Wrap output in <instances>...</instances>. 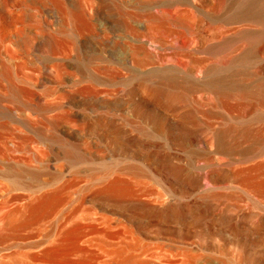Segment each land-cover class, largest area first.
I'll return each mask as SVG.
<instances>
[{
    "label": "rangeland",
    "instance_id": "obj_1",
    "mask_svg": "<svg viewBox=\"0 0 264 264\" xmlns=\"http://www.w3.org/2000/svg\"><path fill=\"white\" fill-rule=\"evenodd\" d=\"M85 1L91 2L85 10L91 24L85 23L79 33H74L69 24L60 31L56 5L46 0L30 7L35 21L20 19L4 34L8 48L0 52V180L8 178L10 168H17L56 177L53 179L77 173L82 185H87L115 167L111 172L125 170L156 192L162 188L152 174L159 171L167 176L168 169L179 164L185 170L182 178L189 182L186 190L202 175L222 187L208 190L210 197L190 189L193 195L176 199L178 208L169 203L168 212H149L132 204L128 213L146 217L143 229L201 242L209 255L216 247L218 231L231 239L242 237L245 249L264 264V171L253 176L257 194L256 188L254 194L238 189L233 174L264 161V108L233 95L240 90L255 91L264 83V41L259 42L261 52L237 47L219 51L221 44L241 38L233 34L236 25L225 22L224 0H195V13L177 17V21L162 19L164 30L154 35L157 37L142 34L139 40L117 30L124 25L119 11L128 19L137 9L141 13V7L149 9V2L136 6V0H82L83 7ZM65 3L74 8L78 0ZM90 4L94 11H90ZM128 20L146 32L143 15L141 20ZM23 26L31 29L27 32ZM140 42L145 44L137 54V58L146 59L142 67L130 58V45ZM243 56L246 59L239 69L247 77L237 79L234 74L238 67L232 64ZM194 66L210 70L217 83L230 92L221 95L229 101L223 100L230 106L229 112L218 107L214 91L202 87L203 74L192 71ZM159 74L174 77L167 86H178L185 92L173 108L148 96L160 83L166 87L167 81H159ZM142 78L147 85L144 97L151 101L148 111L139 107L142 95L136 87ZM237 102L242 104L231 111ZM221 129L229 133H225L229 146H218L215 134L223 132ZM67 150L79 152L82 159L72 163L65 155ZM138 169L145 172L136 174ZM43 230L33 239H39ZM237 254L229 245L222 255H211L208 261L239 264L234 258ZM146 258L156 260L150 255Z\"/></svg>",
    "mask_w": 264,
    "mask_h": 264
},
{
    "label": "bare ground",
    "instance_id": "obj_2",
    "mask_svg": "<svg viewBox=\"0 0 264 264\" xmlns=\"http://www.w3.org/2000/svg\"><path fill=\"white\" fill-rule=\"evenodd\" d=\"M43 1L46 0H0V52L7 47L4 34L20 19L29 22L35 21L36 16L30 11V7L43 3ZM49 1L56 5V16L61 23L60 31L69 24L74 33H79L85 23L91 24L86 15L87 5L91 3L90 1H85L83 7L82 0H78V4L74 8H69L65 0ZM207 1L211 2L212 0ZM148 2L154 11L150 8L146 9L148 7L144 5ZM224 3L227 5L225 22L236 25L232 29L233 34L241 35V38L221 44L219 51L227 47H237L249 52L255 48L261 52L259 42L264 41V0H224ZM90 5H92L90 11H94L93 4ZM136 6H144L141 7L142 12L140 13L137 9L136 12L130 13L128 19L131 17L141 20L143 15L147 23L144 26L146 32L143 33L141 29H137L128 19H125L121 10L119 13L123 17L124 25L121 28L118 27L117 30L129 33L137 37L138 40L142 38V34H153L152 36L157 33L160 34L164 30L162 19H169L168 22L177 21L175 18L193 14L196 9L195 0H170L168 3H165V0H136ZM14 7L16 9H13ZM19 7L20 9L17 11ZM24 29L29 32L31 28L25 27ZM10 32L14 35L17 33L12 30ZM104 35L106 36V33ZM130 46L132 49L130 58L135 60L137 65L144 66L145 57L137 58V54H140L145 48V44L140 42ZM245 59L246 57L243 56L239 60L233 61L232 65L238 67L234 74L237 79L247 77L246 72L239 69ZM115 63L118 64L119 62L116 61ZM195 69L203 74L202 87L214 91L217 95L218 107L229 112L230 106L228 103L224 104V101L227 100H224L222 96L230 92H226V88H222L217 83L210 70L199 69L194 66L192 71ZM158 78L159 81H167L166 87L169 86L168 81L172 82L174 79V77H166L165 74H159ZM143 79L139 82L136 90L142 95L139 107L148 111L151 101L144 97L147 92V85ZM157 83L159 84V82ZM160 84L159 86L156 84L157 87L148 92L150 100H156L167 108H173V105L179 104L180 95L185 92L178 86L177 88H171L172 86L163 88L161 86L163 84ZM14 93L18 95L19 91L15 89ZM233 95H236L235 98L247 100L248 103L258 102L261 104L260 108H264V83L260 84L255 91L240 90ZM240 104L242 102H237L231 111L239 107ZM224 105L226 108L229 107V110H226ZM232 114L230 112V115ZM192 122L191 119L189 123ZM221 130L224 133L222 131L216 133L215 138L219 141L217 142L219 143L218 146L225 147L228 145L226 143L228 138L225 140V133H229L224 129ZM65 152L66 157L72 163L82 159L80 158L82 156L78 154L79 152L77 153L75 150ZM261 162V164H255L251 168L246 166L248 171L244 166L243 168L246 170L239 169L233 173L237 180L238 189L240 188L247 194H254V188L257 185L252 184L253 176L254 174L262 175L261 173L264 171V161L261 160ZM183 167L179 164L172 165L168 169L170 177L168 174L162 176L159 171L155 175L152 174V178H155L156 183L162 188L159 191L160 188L156 186L158 189L156 192L147 187V182L144 180L128 176V172L125 170L111 172V170L116 169L115 167L110 168V172L107 171L100 177L92 178L90 182L86 183L87 185H82V181L75 176L77 173H72V177L62 178L60 176V179H53L56 177H44L38 175V172L10 168L7 172L8 178L0 180V264H204L206 262L209 264L208 258H211V255L216 253L222 255L229 245L238 251V254L234 256L237 263L261 264L254 258L255 253L245 249V244H242V237L239 239L233 236L231 239L227 235L225 237L222 231H218L219 239L216 238V247L212 248L214 254L210 253L209 255L201 242H195L186 236L184 239H180V237H176L178 235L174 236L171 233L162 235L147 227L143 229V219L146 217L142 218L128 213L127 209L132 204L140 205V208H145L149 212L166 210L170 207L169 203L178 208L176 199L182 200L186 195L192 194L190 189H197L200 193H208L211 188L213 190L222 187L221 183L215 181V177L213 181L212 178L211 181L208 180L209 178L204 180V176H200L204 168L200 167L201 171L203 169L201 174L198 173L201 178L197 177L198 180L195 179L194 182H191V187L186 190L189 182H185L186 180L182 178L183 172H185ZM129 169L130 172L131 169ZM62 171L64 170L62 169ZM141 171L138 169L135 172L134 170L136 174L145 172ZM256 189L257 194L259 190ZM210 195L208 193L209 197ZM48 223L51 226L46 227ZM42 230L43 234L40 236ZM38 231L40 233L39 239L34 240L33 238L38 234ZM147 255L156 260L146 258Z\"/></svg>",
    "mask_w": 264,
    "mask_h": 264
}]
</instances>
